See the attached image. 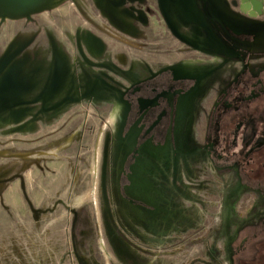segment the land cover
Listing matches in <instances>:
<instances>
[{
  "label": "rangeland",
  "instance_id": "obj_1",
  "mask_svg": "<svg viewBox=\"0 0 264 264\" xmlns=\"http://www.w3.org/2000/svg\"><path fill=\"white\" fill-rule=\"evenodd\" d=\"M219 1L264 20V0ZM182 3L0 0V264H264V98L242 173L197 135L244 62L264 71V32L226 45L206 0ZM139 85L171 93L141 113Z\"/></svg>",
  "mask_w": 264,
  "mask_h": 264
},
{
  "label": "flooded vegetation",
  "instance_id": "obj_2",
  "mask_svg": "<svg viewBox=\"0 0 264 264\" xmlns=\"http://www.w3.org/2000/svg\"><path fill=\"white\" fill-rule=\"evenodd\" d=\"M166 1L167 0L163 1V3ZM181 1L183 2V6H187V9H193L188 7L192 4L191 2L193 0ZM172 2H177V0ZM214 2L217 6V9L219 8L229 14L232 18L238 19L237 16H234L228 11L224 10L223 5L220 4L219 0H214ZM206 5L208 7L206 8L209 9L210 13L215 16L214 20H219L221 24L222 27L218 28L220 32L217 33V35L219 36V39L224 40L226 45H230L235 48L239 47L233 42L232 37H229L231 35L221 32L223 29H229L233 32V34L245 36L260 35L264 32V29H260L262 28L260 26H262L264 20H248L239 18L241 23L239 22L237 24H233L231 21L227 22L224 19L219 18L218 15L215 14L216 10L213 8L209 0H206V4L204 6ZM195 18L197 21L202 22L200 18ZM209 19L212 20L213 18ZM167 24L172 30L171 35L176 37L180 43H183L186 45V47H188L181 49V52H185L183 53L184 55H193L197 57L202 55L201 53L204 51V49L202 51L201 48H198L196 44L190 42L184 35L176 32L175 27L171 22H169V20H167ZM255 28L259 29L256 30ZM249 72L250 63L244 62L242 66V72L236 80L235 85L230 87L228 90H225L223 99L214 109L212 122L210 123V130L205 131L202 121L198 125L199 129H197V135L199 142H201V145L198 146L199 152H204L210 159L214 160L218 164L220 163L217 165L220 170H236L238 173H242L243 169L246 167V165L243 166L244 159H246L248 156V146L250 147L252 144V126L250 121L254 114L252 104L256 101L259 102L262 98H264V71L262 73L259 72L255 79L251 78ZM170 93V90H158V88H155L152 95H144L142 93V86H136L135 94H137L136 99L138 111L141 113H146L150 110H153L154 108L161 105L162 99L168 97ZM176 93L177 92L174 94ZM166 115V110H161L158 112L157 116L152 120L151 124L146 129V132L149 134L153 133L157 127L162 124ZM250 153H252V150L249 152V160L245 162H249V166L252 165V161L250 160L252 155ZM251 174L252 173L249 171V182L253 177ZM237 177L243 179V177L246 176L238 175Z\"/></svg>",
  "mask_w": 264,
  "mask_h": 264
},
{
  "label": "water",
  "instance_id": "obj_3",
  "mask_svg": "<svg viewBox=\"0 0 264 264\" xmlns=\"http://www.w3.org/2000/svg\"><path fill=\"white\" fill-rule=\"evenodd\" d=\"M163 1H165V0H160L161 4H164ZM172 1H175V0H172ZM209 1H210L211 5L213 6V8L216 10L215 14H217L219 18L224 19L227 22L231 21V22H233V24H235V23L237 24L239 22L241 23V20L239 18L238 19H236V18L234 19L229 14L224 12L223 10H221L219 8L217 9V6H216L214 0H209ZM260 27H262L260 29H264V23H262V26H260ZM255 29L258 30L259 28L258 29L255 28Z\"/></svg>",
  "mask_w": 264,
  "mask_h": 264
},
{
  "label": "bare ground",
  "instance_id": "obj_4",
  "mask_svg": "<svg viewBox=\"0 0 264 264\" xmlns=\"http://www.w3.org/2000/svg\"><path fill=\"white\" fill-rule=\"evenodd\" d=\"M117 112V108L115 109V111L112 113L111 118H114V116L116 115Z\"/></svg>",
  "mask_w": 264,
  "mask_h": 264
}]
</instances>
